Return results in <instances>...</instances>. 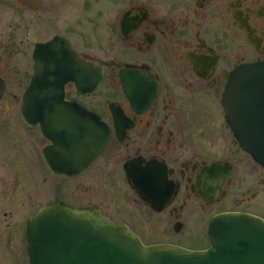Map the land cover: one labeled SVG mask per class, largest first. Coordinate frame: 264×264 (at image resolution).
<instances>
[{"label":"flooded vegetation","instance_id":"flooded-vegetation-1","mask_svg":"<svg viewBox=\"0 0 264 264\" xmlns=\"http://www.w3.org/2000/svg\"><path fill=\"white\" fill-rule=\"evenodd\" d=\"M20 3V44L35 42V48L49 40L28 37L43 11L63 7L48 10L43 0ZM88 9L81 6L82 14L55 35L69 41L84 72L90 63L100 72L93 90H83L89 82L84 79L64 86L66 101L108 126L98 155L68 174L48 161L45 149L54 142L40 122L0 121L8 135L0 148V219L6 222L10 202L25 194L30 212L19 236L23 253L28 257L27 222L57 201L98 208L127 224L147 245L191 249L202 248L191 243L207 238L209 223L219 213L264 219V166L237 141L223 105L233 70L264 61V0H113L95 29L100 45L95 52ZM5 57L0 55V61ZM29 71L23 73L25 91L33 75ZM3 73L0 67L5 82L0 109ZM70 153L65 165L73 161ZM55 162L64 169L60 160ZM25 173L34 175L33 187L21 186ZM43 184L51 193L43 192ZM0 232V264H6V249L13 251L17 240L10 231L6 238V229Z\"/></svg>","mask_w":264,"mask_h":264},{"label":"water","instance_id":"water-1","mask_svg":"<svg viewBox=\"0 0 264 264\" xmlns=\"http://www.w3.org/2000/svg\"><path fill=\"white\" fill-rule=\"evenodd\" d=\"M34 76L21 107L27 121L41 122L56 144L45 150L56 167L74 149L69 172L86 166L103 148L108 128L95 114L64 99L70 79L89 80L93 90L99 70L79 66L69 41L56 36L37 43ZM90 68L92 74H88ZM5 84L0 78V99ZM223 104L227 119L242 147L264 165V61L241 64L227 85ZM92 119L77 121L76 118ZM60 131H58V129ZM62 154V155H61ZM63 164V163H62ZM58 169L66 171L67 166ZM209 247L188 249L172 244L145 245L126 224L97 208L72 207L63 202L43 206L26 227L30 264H264V219L248 213L226 212L214 216L208 229Z\"/></svg>","mask_w":264,"mask_h":264},{"label":"rangeland","instance_id":"rangeland-1","mask_svg":"<svg viewBox=\"0 0 264 264\" xmlns=\"http://www.w3.org/2000/svg\"><path fill=\"white\" fill-rule=\"evenodd\" d=\"M20 1L21 0H0V55L4 54L6 56L0 61V67L5 71L3 75L6 78L4 102L0 109V111L3 112L2 109L6 108V113L0 114V121H24L21 115L22 96L26 86V83H23V73L26 69L30 70V75L33 72V49L35 42H32V44L25 43V45H23L20 44L19 40L21 37V20L20 11L16 7L22 5ZM53 1L54 0H43V5L47 6L48 10L53 7L63 8L52 9V11H50V9L47 13L46 10H44L41 22L37 23L35 32H31V35H28V37L33 41H35V39L47 40L52 38L56 33L66 30L72 23V20L82 14L81 6L87 4L89 7L87 10L89 13L87 16L89 19V21H87L89 22L87 23V27H89L91 35L90 49L92 52L99 51L100 45L96 38L95 29L103 24L105 20L104 17H107V15H104L105 7L111 6L113 0H88L89 3L87 0H69V3H65L61 6H54ZM66 2H68V0H66ZM33 30L34 29H32V31ZM10 34L12 37L9 36ZM7 136L5 125L4 129L0 128V148L2 146L6 147ZM19 142L20 140H18V143ZM17 149L19 150V147ZM20 153L22 154V151ZM34 182L35 179L33 174L25 173L22 175V187L24 184L33 187L35 184ZM43 192L51 193V190L43 184ZM26 197L28 198L29 194H26ZM13 200L14 201L10 202V209H12L11 217L6 218V222L0 219V231L6 229V238L10 231V233L14 235L12 236L16 237L17 240L13 241L15 247L13 251H11L12 248L6 249V264H24L23 262H27L28 257L27 254L25 255V253H23L21 248L22 243L19 242V236L25 225V219L23 218L30 212V203L28 199L25 198V194H17ZM191 244L205 249L209 242L208 238L201 237L196 239V242L192 241Z\"/></svg>","mask_w":264,"mask_h":264}]
</instances>
